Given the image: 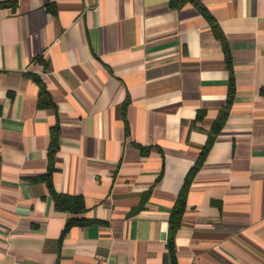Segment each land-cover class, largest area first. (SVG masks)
<instances>
[{"label":"crops","instance_id":"obj_1","mask_svg":"<svg viewBox=\"0 0 264 264\" xmlns=\"http://www.w3.org/2000/svg\"><path fill=\"white\" fill-rule=\"evenodd\" d=\"M0 0V264H264V0ZM36 76L54 106H39ZM130 132L127 135L123 120ZM59 129L55 190L45 175Z\"/></svg>","mask_w":264,"mask_h":264},{"label":"trees","instance_id":"obj_2","mask_svg":"<svg viewBox=\"0 0 264 264\" xmlns=\"http://www.w3.org/2000/svg\"><path fill=\"white\" fill-rule=\"evenodd\" d=\"M188 3L192 4L198 10V12L203 16V18L210 24L215 37L221 42L223 50L225 52V59H226L227 65L230 69L231 83H230V87H229V95H228L225 110L221 113L219 120H217L216 123L213 125V131H214L213 133L214 134L211 136V138L209 139V142L207 143L205 148L202 150L201 155H200L196 165L191 169L189 175L187 176V178L183 184V187L181 188V190L179 192L176 204L172 210L171 217H170V229H171V231H170V238L168 241L169 252L172 255L175 254V234L181 225L183 213H184L185 206H186V198H187L189 188L191 186L192 178H193L194 174L197 172V170L200 168V166L202 165L204 158H205L208 150L210 149V146H211V144L215 138V135L217 133H219V131L222 129V127L226 121V118L228 116L229 108L232 105L233 95L235 92V87H234V84L232 82L233 70H232V62H231V57H230L228 45L226 44L225 37L223 36L222 32L220 31V28L217 24V21L213 18V16L210 14L208 9L201 3L200 0H170V7L174 10H179V9L183 8ZM32 78L36 81V83L39 86V106L40 107H52V106H54V104L51 101V98L49 96L48 91L45 89V87H44L43 83L40 81V79L37 78L36 76H33ZM126 106H127V104H125V107L123 109V120L125 123L126 133L128 135L130 132V129H129L128 121H127L126 116H125L126 115ZM58 150H59V129H58V127H55L52 130L51 143H50L49 150H48V168H47V171H46L45 175L38 177V178H34L33 180L43 182L47 185V188L49 190V195L51 196V198L54 202V206L57 210H60L63 212H68V213L75 215V217L71 218L68 221L65 228L63 229V231H62V237H63L71 227H73L75 225L82 226V225L86 224L87 222H85V220L82 219L81 217H76V215H81L86 211L83 198L78 197V196H68V195L60 194L54 188L53 173L56 171L55 155L57 154Z\"/></svg>","mask_w":264,"mask_h":264}]
</instances>
